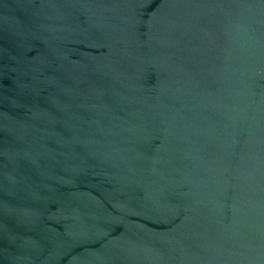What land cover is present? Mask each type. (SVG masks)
<instances>
[{"label": "water", "instance_id": "obj_1", "mask_svg": "<svg viewBox=\"0 0 264 264\" xmlns=\"http://www.w3.org/2000/svg\"><path fill=\"white\" fill-rule=\"evenodd\" d=\"M0 264H264V0H0Z\"/></svg>", "mask_w": 264, "mask_h": 264}]
</instances>
